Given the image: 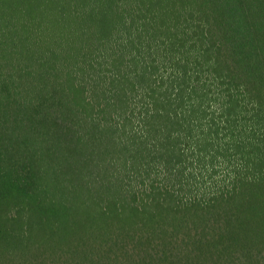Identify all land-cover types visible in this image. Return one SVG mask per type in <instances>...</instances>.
Returning <instances> with one entry per match:
<instances>
[{"label": "trees", "instance_id": "obj_1", "mask_svg": "<svg viewBox=\"0 0 264 264\" xmlns=\"http://www.w3.org/2000/svg\"><path fill=\"white\" fill-rule=\"evenodd\" d=\"M0 264H264V0H0Z\"/></svg>", "mask_w": 264, "mask_h": 264}]
</instances>
